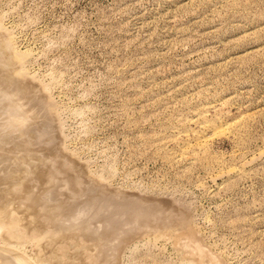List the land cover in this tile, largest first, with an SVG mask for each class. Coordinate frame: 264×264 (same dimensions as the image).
<instances>
[{
    "label": "rangeland",
    "instance_id": "374dc122",
    "mask_svg": "<svg viewBox=\"0 0 264 264\" xmlns=\"http://www.w3.org/2000/svg\"><path fill=\"white\" fill-rule=\"evenodd\" d=\"M0 44V246L264 264V0H0Z\"/></svg>",
    "mask_w": 264,
    "mask_h": 264
},
{
    "label": "bare ground",
    "instance_id": "6f19581e",
    "mask_svg": "<svg viewBox=\"0 0 264 264\" xmlns=\"http://www.w3.org/2000/svg\"><path fill=\"white\" fill-rule=\"evenodd\" d=\"M0 46H1V44H0ZM5 46V45H4ZM2 48H0V50H1ZM3 53V52H2ZM5 53V52H4ZM0 55H1V53H0ZM3 56H5L4 54H2ZM1 55V56H2ZM0 56V57H1ZM2 56V57H3ZM6 57V56H5ZM2 59H4V57L2 58ZM2 59H0L1 60V62H3L2 61ZM6 60V59H5ZM7 62V61H6ZM8 63V62H7ZM11 63V62H10ZM9 64V63H8ZM11 68V67H10ZM9 68V69H10ZM3 69H5V67L3 68ZM14 75V74H13ZM4 76V75H3ZM15 76V75H14ZM15 77H17V74H16V76ZM18 78H20L19 76H18ZM11 79V78H10ZM7 82V81H6ZM17 83H18V81H16ZM1 83V82H0ZM13 84H15V83H13ZM22 84V83H21ZM8 85V84H7ZM10 86V85H9ZM18 86H19V84H18ZM22 86V85H21ZM17 87V86H16ZM14 88V87H13ZM18 88V87H17ZM22 88V87H21ZM28 88V87H27ZM5 88H3L2 87V85H0V100H1V98H3L4 99V93H5V90H4ZM23 90H24V88H23ZM22 90V91H23ZM26 91V90H25ZM30 92V91H29ZM14 93V92H13ZM26 93V92H25ZM22 95L24 94V93H21ZM27 95V94H26ZM33 95V94H32ZM4 96V97H3ZM10 96V95H9ZM20 97V96H19ZM23 97V96H22ZM36 97V96H35ZM7 98V97H6ZM9 99V98H8ZM24 99V98H23ZM13 100V99H12ZM36 100V99H35ZM34 100V101H35ZM10 101V100H9ZM31 101V100H30ZM2 102H5V101H2ZM7 102V101H6ZM5 102V103H6ZM14 102V101H13ZM17 102V101H16ZM28 102V101H27ZM1 103V102H0ZM15 103V102H14ZM24 103V102H23ZM34 103V102H33ZM10 103H8V107L9 108H5V110H6V112L8 111V112H12V111H18V107L17 106H15V105H17V104H14V105H9ZM25 104V103H24ZM30 105V104H29ZM3 107V106H2ZM23 108V107H22ZM26 108V107H25ZM34 108V107H33ZM35 109V108H34ZM2 110H3V108H2ZM1 112V111H0ZM23 112V111H22ZM3 113V112H2ZM18 113V112H17ZM32 113H35V112H32ZM5 115H6V113H4ZM3 114V115H4ZM8 114V113H7ZM12 114V113H11ZM13 114H15V113H13ZM21 115H23V114H21ZM11 118H12V116H10ZM14 117H16L15 115H14ZM13 117V118H14ZM17 117H19V116H17ZM26 117V116H25ZM29 117V116H28ZM38 117V116H37ZM20 118H21V116H20ZM7 119V118H6ZM22 120H23V118H21ZM20 119V120H21ZM15 121L16 120H18V119H14ZM21 120V121H22ZM30 120V119H29ZM9 123H8V125H6V127H5V129L7 128H12V126H13V119H10V118H8V120H7ZM6 121V122H7ZM26 121V120H25ZM30 122V121H29ZM3 123V122H2ZM15 123V122H14ZM19 123V122H18ZM28 123V122H27ZM1 124V123H0ZM6 124V123H5ZM21 124V123H20ZM19 124V125H20ZM24 124V123H23ZM26 124V123H25ZM24 124V125H25ZM5 126V125H4ZM21 126V125H20ZM25 127V126H24ZM26 128V127H25ZM2 129H3V127H2ZM9 129V130H10ZM21 129V128H20ZM0 130H1V125H0ZM4 130V129H3ZM11 130H13V129H11ZM10 130V132H12ZM35 130V129H34ZM5 131V130H4ZM3 131V132H4ZM14 131V130H13ZM1 132V131H0ZM3 132L1 133L2 134V136H3ZM8 132V131H7ZM6 132V133H7ZM35 132V131H34ZM5 133V132H4ZM9 133V132H8ZM28 133V132H27ZM0 134V135H1ZM10 134V133H9ZM9 134H7V136L9 135ZM31 134V133H30ZM34 134V133H33ZM5 135V134H4ZM11 135V134H10ZM36 135V134H35ZM6 136V135H5ZM8 137H10V136H8ZM22 137V136H21ZM1 139V138H0ZM6 139L8 140L9 138H7L6 137ZM5 139V140H6ZM13 139V138H12ZM36 139V138H35ZM5 140H4V138L2 137V141H3V143L4 144H2L1 146H3L4 147V145L6 144L5 143ZM29 140V139H28ZM15 141V140H14ZM34 142V141H33ZM0 143H2L1 142V140H0ZM25 143H27L28 144V142H25ZM22 144H23V142H22ZM33 144V143H32ZM17 145H19V144H17ZM6 146V145H5ZM27 147V151H29L28 149H29V145H24V147ZM33 146V145H32ZM14 147V146H13ZM26 147L24 148L25 150H26ZM2 147H0V149H1ZM5 148V147H4ZM10 148V147H9ZM2 150H4V149H1L0 150V152L2 151ZM8 150L6 149V151H3V152H7ZM3 152H1L0 154H3ZM28 153V152H27ZM4 154H6V153H4ZM3 154V155H4ZM31 154V153H30ZM3 155H0V156H3ZM6 156H7V154H6ZM29 156V155H28ZM4 158H5V155H4ZM4 158H3V164H1V165H4L5 163V161L7 162V164L12 160L13 161V159L11 158L10 159V161L8 160L9 158H8V156L5 158L6 160L4 161ZM8 158V159H7ZM1 159H2V157H1ZM29 159V158H28ZM27 160V159H26ZM1 161V162H2ZM12 161L10 162V164L8 165L9 166V169H10V165H11V163H12ZM17 163V160L16 161H14V163ZM29 162V161H28ZM19 164H20V162H19ZM19 164H15V165H12V167L14 166V167H16V165H19ZM6 165V164H5ZM5 165H4V168H5ZM7 165H6V167H8ZM20 166V165H19ZM22 166V165H21ZM17 169H18V167H16ZM17 169H15V170H13V168H12V170L10 169V171H12V173L14 172V171H17ZM19 170V169H18ZM8 171V169L6 170V172ZM10 171L9 172H7L8 173V175L7 174H5V178H8V177H11L10 175H9V173H10ZM3 172H5V169H4V171H1V176H3ZM5 172V173H6ZM12 173H11V175H12ZM14 173H16V172H14ZM17 176V175H16ZM3 177V178H4ZM2 177H0V179H3ZM13 179V178H12ZM4 184V183H3ZM5 184H7L8 185V182L7 183H5ZM1 185V184H0ZM4 187H6V186H3V187H1V188H4ZM1 192V191H0ZM1 207V206H0ZM18 219V218H17ZM10 222H11V227L9 228V227H7V229H9L12 233H16L17 232V230L20 228V222L19 221H17V220H15V219H13V220H10ZM2 228H5V222H3V221H1L0 220V229H2ZM18 234H19V231L17 232ZM16 236H17V234H15ZM14 251H16V250H14L13 248H11V247H2V246H0V264H34L31 260H29L27 257H25L23 254H18V251L17 252H14ZM10 252H13L12 254H14V253H16L15 255V257L10 253Z\"/></svg>",
    "mask_w": 264,
    "mask_h": 264
}]
</instances>
